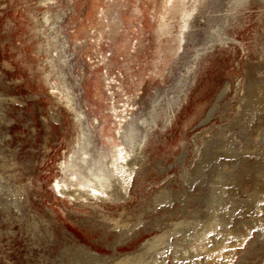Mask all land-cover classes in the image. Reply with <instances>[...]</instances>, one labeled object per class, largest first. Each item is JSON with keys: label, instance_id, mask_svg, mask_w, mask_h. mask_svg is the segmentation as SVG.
Instances as JSON below:
<instances>
[{"label": "rangeland", "instance_id": "rangeland-1", "mask_svg": "<svg viewBox=\"0 0 264 264\" xmlns=\"http://www.w3.org/2000/svg\"><path fill=\"white\" fill-rule=\"evenodd\" d=\"M261 62L264 0H0V71L36 202L63 223L120 225L216 115L236 119ZM80 179L121 203L66 199ZM238 190L255 186L242 176ZM250 234L229 264H264V232Z\"/></svg>", "mask_w": 264, "mask_h": 264}, {"label": "water", "instance_id": "water-1", "mask_svg": "<svg viewBox=\"0 0 264 264\" xmlns=\"http://www.w3.org/2000/svg\"><path fill=\"white\" fill-rule=\"evenodd\" d=\"M224 159L216 115L115 229L60 222L36 202L30 147L0 71V264H177L210 219Z\"/></svg>", "mask_w": 264, "mask_h": 264}, {"label": "bare ground", "instance_id": "bare-ground-1", "mask_svg": "<svg viewBox=\"0 0 264 264\" xmlns=\"http://www.w3.org/2000/svg\"><path fill=\"white\" fill-rule=\"evenodd\" d=\"M246 70L239 104L242 105L241 111L232 123L220 127L225 159L210 219L177 264H229L235 248L242 244L254 228L264 232V219H261L264 216L258 217L264 201V62L250 65ZM255 70L259 71L260 76H256ZM250 158L253 162L246 166L245 162ZM240 167L244 175L235 172ZM242 176L249 177L255 186L248 198L238 196V183ZM64 196L81 205L104 204L97 203L96 198L105 203H121L108 197L105 192L98 191L91 180L80 179L64 192ZM113 225L109 229L119 226Z\"/></svg>", "mask_w": 264, "mask_h": 264}]
</instances>
